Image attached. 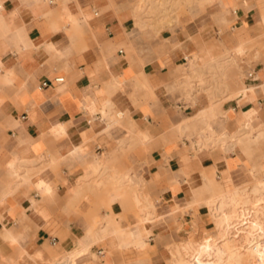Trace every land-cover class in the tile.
<instances>
[{"label":"crops","instance_id":"crops-1","mask_svg":"<svg viewBox=\"0 0 264 264\" xmlns=\"http://www.w3.org/2000/svg\"><path fill=\"white\" fill-rule=\"evenodd\" d=\"M133 2L0 0V264H166L215 236V196L264 205V0H207L148 44ZM222 62L255 73L245 96L187 99L184 73Z\"/></svg>","mask_w":264,"mask_h":264},{"label":"rangeland","instance_id":"rangeland-1","mask_svg":"<svg viewBox=\"0 0 264 264\" xmlns=\"http://www.w3.org/2000/svg\"><path fill=\"white\" fill-rule=\"evenodd\" d=\"M207 7H209L207 0H136V1L134 0L130 10L134 15L136 21L145 23V25H143L145 26L144 28H140V26H137L138 27L137 40L139 43H144V44L151 43L154 39H156L159 36L160 32H163L164 30H169L174 27V25L176 24L174 21L176 13L188 9V10H192L191 12H193L194 15H201V14L204 15L206 13ZM197 63L198 61L197 59H195L194 61L189 62L188 65L190 66L191 64H197ZM222 63H225V65H223L222 67L221 66L218 67L217 69H219V71L211 69L209 66H202L204 67L203 75L201 74V72L197 71L198 69L192 68V71L190 73H189L190 70H187L184 73L185 86L181 87V90H185L186 92L185 94L186 98L189 100L191 99L193 100L194 96L197 95L198 93H206L208 98H210L211 103L213 104L212 106H215L223 103L225 100L233 99L237 95L240 96V93L229 94L228 90H230V88L233 85H235L236 78H237V82L239 81V89H240L243 86L242 81L245 79V73L241 72L236 74V67L234 65L226 62H222ZM189 66H186L185 68L181 67L180 70L186 68L189 69ZM207 73L210 74L211 76L205 78V75ZM208 111H210L209 112L210 114L214 115V111L212 109H209ZM216 147L218 148V145H216L215 148ZM262 170H263L262 167L260 166L257 167V176L251 183V189H253V187L257 183L264 182V178H263L264 172H262ZM30 174H32V172H30ZM94 186L95 188H91V191H93L95 194L104 193L112 187V185L109 183H105L101 185L94 183ZM247 189L248 188L246 187L240 190L239 193L240 198L244 196V193L247 191ZM133 193H136L140 196L139 200L141 202H139V204H136L135 201L133 200L132 198ZM128 198L132 203H134L133 207L136 210L138 209L137 205L146 206V204L149 202L147 190L145 188L142 187L140 188L138 186H135L128 190ZM262 212H264V207L262 209ZM262 219H263L262 221L264 222V214ZM95 220L98 222V219ZM217 221H218L217 224H222L226 220L225 217H221ZM213 223H215L214 219H213ZM212 229L214 230V228ZM211 231L212 230L203 233L201 236H199L197 240L193 242L182 241L181 243L176 242L175 244L172 242L167 247L168 253H167L166 264H171L173 260L172 258L182 259V257H183L182 263L186 261L183 264H187V263L192 264L193 261H195V258L200 253V251L196 252V249L200 248L203 243H207L210 240V239L204 240L203 236ZM260 234L261 237L264 239V229L263 230L261 229ZM187 243L188 245H186ZM171 253H173L172 254L173 257ZM179 253L181 258L178 255Z\"/></svg>","mask_w":264,"mask_h":264},{"label":"bare ground","instance_id":"bare-ground-1","mask_svg":"<svg viewBox=\"0 0 264 264\" xmlns=\"http://www.w3.org/2000/svg\"><path fill=\"white\" fill-rule=\"evenodd\" d=\"M246 93V87H242L240 96L244 97ZM260 192L264 194V188L254 189L256 196ZM211 201L212 204L206 207L216 223V225L213 223L216 234L196 249V252L200 253L192 264H264V239L260 234L261 229H264L263 216L259 217L254 213L257 211L259 214V210L262 211L264 206L259 205L258 201L254 205L253 200L245 197V194L242 198L238 197L235 190L222 197L215 196ZM221 217H225L226 221L217 224ZM148 219L149 215L145 214L141 224L150 225ZM178 255L180 256V253ZM172 259L171 264L186 262L182 263L183 257Z\"/></svg>","mask_w":264,"mask_h":264},{"label":"built area","instance_id":"built-area-1","mask_svg":"<svg viewBox=\"0 0 264 264\" xmlns=\"http://www.w3.org/2000/svg\"><path fill=\"white\" fill-rule=\"evenodd\" d=\"M255 78V73L253 71H249L245 74V79L248 80V79H254ZM64 82V79L63 78H58V79H55L54 80V84L55 85H60ZM50 85L45 82L41 85V88H48ZM55 243V240L52 241V244Z\"/></svg>","mask_w":264,"mask_h":264}]
</instances>
